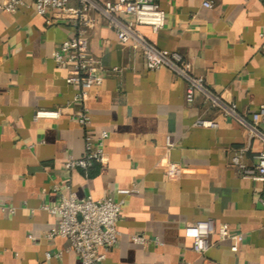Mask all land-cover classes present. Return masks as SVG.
Returning a JSON list of instances; mask_svg holds the SVG:
<instances>
[{
    "label": "crops",
    "instance_id": "obj_1",
    "mask_svg": "<svg viewBox=\"0 0 264 264\" xmlns=\"http://www.w3.org/2000/svg\"><path fill=\"white\" fill-rule=\"evenodd\" d=\"M6 1L0 0V204L15 211L0 214V264H81L67 238L44 236L58 217L42 206L70 191L123 198L118 241L101 264H264V181L232 162L239 153L253 167L262 148L250 124L264 109V0H211L212 7L156 0L164 26H139L157 47L179 52L239 116L211 106L200 91L188 101L186 78L166 65L149 69L143 53L119 41L99 14L86 34L102 81L76 101L78 85L66 80L70 66L54 61L74 28L52 10L38 14L35 0H21L13 11ZM51 108L60 114L35 117ZM82 109L90 116L86 125L75 118ZM201 118L216 125L197 124ZM103 130L105 161L67 169L68 155H84L85 135ZM167 161L180 163L179 176L166 174ZM131 187L127 195L117 192ZM201 219L241 232L239 249L214 234L208 249L196 252L189 228ZM47 251L61 254L47 258Z\"/></svg>",
    "mask_w": 264,
    "mask_h": 264
},
{
    "label": "built area",
    "instance_id": "obj_2",
    "mask_svg": "<svg viewBox=\"0 0 264 264\" xmlns=\"http://www.w3.org/2000/svg\"><path fill=\"white\" fill-rule=\"evenodd\" d=\"M35 0V10L40 15H45L49 10L61 19L67 21L74 32L64 39L54 52V61L58 66H70V73L66 80L68 83L78 85L74 100L83 101L87 90L102 81L99 61L93 57L89 49L87 30L95 24V15H101L114 29L117 38L123 43H129L134 49L140 50L149 69L168 66L177 74L189 81L186 99L192 101L197 91L204 95V101L211 106H219L225 112L238 115L236 104L224 103L220 97L212 93L203 83V78L192 72L190 62L184 60L177 51L157 47L139 28L148 25L152 31L157 32L165 24V11L156 0ZM21 0H8L3 3L5 9L13 11ZM203 4L212 7L211 0H204ZM122 15H131L132 19L125 20ZM116 69V67H114ZM61 108L37 109L35 117H57ZM239 116V115H238ZM76 120L82 125L89 122L90 116L86 109L75 115ZM243 121V119L240 117ZM253 123L250 124L252 133L257 134L262 141V148L256 155L253 167H246L240 161V154L235 153L232 162L238 165L245 175L264 181V129H259L257 123H264V109L252 114ZM197 124L202 126H215L212 119L201 118ZM107 131L103 130L99 136L90 133L85 135V153L80 157L68 155L64 165L67 169H89L94 162L105 161L103 139ZM168 147L173 145L168 136ZM169 177H177L182 172L180 163L167 161L164 165ZM134 188H120L117 190L122 195L129 194ZM264 204V198L262 199ZM123 204L122 199H115L111 195L94 197L91 193L78 196L75 192L62 193L59 201L54 204H44L42 208L58 217L55 227L44 233L48 239L65 237L69 240V248L78 255L81 264H101L105 251L113 247L118 241L116 222L119 218ZM13 213V206L0 204V214ZM193 236V249L204 253L212 243V235L217 240L229 239L230 249L237 251L243 241V234L231 230L226 224H216L211 219L197 220L189 228ZM194 233V235H193ZM136 239L141 237L136 236ZM46 252V257L58 256Z\"/></svg>",
    "mask_w": 264,
    "mask_h": 264
},
{
    "label": "clouds",
    "instance_id": "obj_3",
    "mask_svg": "<svg viewBox=\"0 0 264 264\" xmlns=\"http://www.w3.org/2000/svg\"><path fill=\"white\" fill-rule=\"evenodd\" d=\"M193 235H194V233H193Z\"/></svg>",
    "mask_w": 264,
    "mask_h": 264
}]
</instances>
